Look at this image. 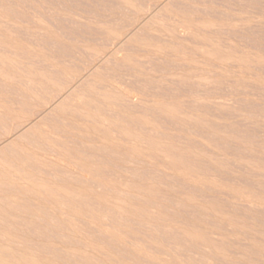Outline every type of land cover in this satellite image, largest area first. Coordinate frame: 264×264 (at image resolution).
Listing matches in <instances>:
<instances>
[{
    "label": "rangeland",
    "instance_id": "1",
    "mask_svg": "<svg viewBox=\"0 0 264 264\" xmlns=\"http://www.w3.org/2000/svg\"><path fill=\"white\" fill-rule=\"evenodd\" d=\"M0 264H264V0H0Z\"/></svg>",
    "mask_w": 264,
    "mask_h": 264
}]
</instances>
